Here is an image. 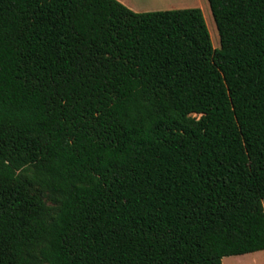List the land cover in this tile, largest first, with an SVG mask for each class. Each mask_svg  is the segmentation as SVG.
I'll return each mask as SVG.
<instances>
[{"label":"trees","instance_id":"trees-1","mask_svg":"<svg viewBox=\"0 0 264 264\" xmlns=\"http://www.w3.org/2000/svg\"><path fill=\"white\" fill-rule=\"evenodd\" d=\"M209 2L0 0V264L264 251V0Z\"/></svg>","mask_w":264,"mask_h":264},{"label":"rangeland","instance_id":"rangeland-1","mask_svg":"<svg viewBox=\"0 0 264 264\" xmlns=\"http://www.w3.org/2000/svg\"><path fill=\"white\" fill-rule=\"evenodd\" d=\"M137 13L172 11L199 8L203 11L212 42L215 48H220L221 40L218 27L209 0H118ZM196 117V115H194ZM249 258H259L257 264H264V251L232 256L223 259V264H253Z\"/></svg>","mask_w":264,"mask_h":264},{"label":"crops","instance_id":"crops-1","mask_svg":"<svg viewBox=\"0 0 264 264\" xmlns=\"http://www.w3.org/2000/svg\"><path fill=\"white\" fill-rule=\"evenodd\" d=\"M121 1L124 2L123 0H121ZM249 259H250L249 262H251V263H253V264H257L259 258H249Z\"/></svg>","mask_w":264,"mask_h":264}]
</instances>
